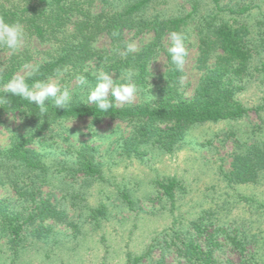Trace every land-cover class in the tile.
Returning a JSON list of instances; mask_svg holds the SVG:
<instances>
[{
  "label": "trees",
  "instance_id": "trees-1",
  "mask_svg": "<svg viewBox=\"0 0 264 264\" xmlns=\"http://www.w3.org/2000/svg\"><path fill=\"white\" fill-rule=\"evenodd\" d=\"M100 1L101 9H97L99 0H0V17L9 23L19 21L26 32L22 46L15 53L11 52L6 66L0 71V95L6 94L4 85L13 74H17L25 65L39 64V72L27 79L29 85L37 79L56 78L58 68H68L60 80L63 85L67 82L73 84L75 75L85 69H88L85 73L88 79L94 83L92 73L98 67L109 71L113 79H118L126 68L132 67L138 72L135 80L142 98L137 104L115 106L107 113H101L95 105L80 104L78 98L65 110L55 108L51 101H46L48 112L45 116L40 115L35 105L27 106L26 110L21 108V105H27V101L18 97L11 98V108L0 105V124L6 116L15 114L28 126L26 133L12 135L9 147L0 146V187H12L19 198L18 204L0 199V230L12 236L16 254L24 245L25 226L54 216L62 219L60 215L57 217L55 207L39 197L43 186L49 185L61 173L71 177L80 173L86 179L102 176L103 173L98 150L92 145H83L74 152L70 150L62 158H48V152L34 147L39 143L51 146L53 143L47 141L46 134L56 125L84 118L128 122L133 132L123 141L121 148L129 156H140L145 154L144 147L148 145L172 150L195 124L242 119L253 110L236 97L237 91L242 88L240 82L250 75L252 59L250 41L247 39L250 28L237 16L249 12L252 9L250 4L233 6L230 2L222 3V0H187L190 10L185 11L181 7L171 12L170 9L157 8L168 0ZM172 30L187 35L186 46L194 44V38L199 49V67L205 70L191 97L185 96L178 83L181 73L170 69V56L166 50L170 44L168 34ZM129 31H134L136 35L152 33L153 38L135 53L120 58L113 50L117 45L123 48L129 42L125 37ZM103 35L109 38L108 48L97 46V41ZM33 41L48 47L37 52L32 47ZM157 50L159 55L165 54L168 62L166 73L160 76L150 71V64L158 55ZM0 51L10 50L0 47ZM37 54L41 56L39 61L35 60ZM210 60L214 61L213 65L208 64ZM263 109L264 99L254 110ZM225 178L231 186L257 183L264 178V137L251 144L238 145L232 169ZM156 184L165 197L174 203L179 181L168 178ZM123 196L132 205L129 194ZM250 202L256 203L252 199ZM29 205H34L35 209L26 213ZM258 207H264V204L260 203ZM95 212L93 217L107 215L105 205ZM204 219L199 217L191 221L190 227L184 231L181 245L174 239L172 241L173 246L185 254L186 264H217L213 253L221 247V243L216 233L209 238V250L204 252L191 232V227L202 233L212 226V222ZM33 231V236L40 239L41 232L36 228ZM217 231L225 234L230 244L242 254L248 251L247 244L255 240L247 235H239L238 231L233 234L223 228ZM173 233L175 238L180 237L179 231L174 229ZM156 246L161 247L158 238L145 254L130 257L129 262L139 264ZM164 257L165 251L155 264H165ZM245 262L259 264L253 252Z\"/></svg>",
  "mask_w": 264,
  "mask_h": 264
},
{
  "label": "rangeland",
  "instance_id": "rangeland-1",
  "mask_svg": "<svg viewBox=\"0 0 264 264\" xmlns=\"http://www.w3.org/2000/svg\"><path fill=\"white\" fill-rule=\"evenodd\" d=\"M228 2L233 6H252L249 12L237 16L250 28L247 39L252 59L250 75L240 82L242 88L236 97L253 110L242 119L195 124L172 150L148 145L144 147L145 154L140 156H129L121 148L133 132L128 122L84 118L56 125L46 134L47 141L53 144L39 143L34 147L48 152V158H62L70 150L74 152L83 145H92L97 148L98 159L103 164L102 176L86 179L80 173L75 177L61 173L49 185L43 186L39 197L55 207L57 217L60 215L62 219L54 216L25 226L24 245L17 254L12 236L0 230V264H132L130 257L145 254L156 238L161 247L156 246L139 264H155L162 258L163 251L165 264H186L185 254L179 252L172 241L180 244L191 221L199 217L212 222V226L202 233L191 227V232L204 252L209 250V238L216 233L221 243L213 253L217 264H256L245 262L252 252L258 263L264 264V207H258L260 203L264 204V178L257 183L232 186L225 178L232 169L238 145L251 144L264 137V109L254 110L264 99V0H222V3ZM101 7L99 0L97 9ZM181 7L187 11L191 6L187 0H168L157 8L173 12ZM125 37L129 43L135 42L139 50L152 40L153 34L136 35L129 31ZM192 41L194 44L187 45L184 72L187 81L182 87L186 97L194 94L205 73L199 67L198 46L194 38ZM97 46L108 48L109 38L101 36ZM32 47L39 52L48 46L33 41ZM10 54L11 51H0V71ZM40 59L37 54L35 60ZM158 59L150 64V71L155 76L164 75L168 69L165 54L161 53ZM213 62L210 60L208 64L213 65ZM29 70L23 68L17 74L24 75ZM141 100L138 94L128 104H137ZM27 130L28 126L20 116H6L0 124V146L9 147L13 134H24ZM168 178L179 181L174 203L156 184ZM125 193L129 194L132 205L125 201ZM0 199L16 203L19 200L12 187H0ZM251 199L256 203L252 204ZM101 205H105L107 215L93 217ZM34 209V205H29L26 213ZM35 228L41 232L40 239L33 236ZM219 228L232 234L238 231L241 236L255 240L247 244L248 251L242 254L230 244L225 234L217 231ZM174 229L179 231V238H175Z\"/></svg>",
  "mask_w": 264,
  "mask_h": 264
},
{
  "label": "clouds",
  "instance_id": "clouds-1",
  "mask_svg": "<svg viewBox=\"0 0 264 264\" xmlns=\"http://www.w3.org/2000/svg\"><path fill=\"white\" fill-rule=\"evenodd\" d=\"M114 35H118V33H114ZM168 37L170 44L166 51L170 56V69L173 72L181 73L178 83L183 87L187 81V76L183 73L188 56L186 46L188 37L184 32L175 30L170 31ZM25 39L26 32L23 24L19 21L9 23L0 17V47H5L15 53ZM113 51L120 58H125L130 53L137 51V45L135 42H126L123 48L117 45ZM157 51L159 55V50ZM158 55L154 61H159ZM25 68L31 70L24 75L13 74L4 85L6 94L0 95V105H7L11 108L13 107L11 98L18 97L27 101V105H21V108L26 110L27 106L35 105L40 115L45 116L48 112L46 101H51L55 108L65 110L74 102V99L78 98L80 104L95 105L101 113H107L115 106L132 103L140 91L135 80L138 72L132 67L126 68L118 79H113L109 71L98 67L92 73L95 78L94 83L88 79L85 74L88 69H85L75 75L74 86L72 82L63 85L60 83L61 78L68 72L67 67L56 69L55 81L52 78L37 79L31 85L27 83V79L39 72L40 65H25Z\"/></svg>",
  "mask_w": 264,
  "mask_h": 264
}]
</instances>
